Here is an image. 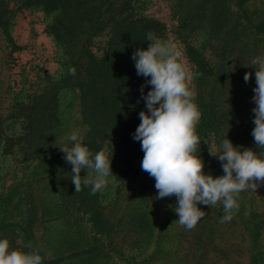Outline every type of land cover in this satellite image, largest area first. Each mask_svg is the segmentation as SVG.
Masks as SVG:
<instances>
[{
    "label": "trees",
    "instance_id": "1",
    "mask_svg": "<svg viewBox=\"0 0 264 264\" xmlns=\"http://www.w3.org/2000/svg\"><path fill=\"white\" fill-rule=\"evenodd\" d=\"M156 1L0 0V239L10 250L38 247L42 264H264V185L240 194L230 222L222 205H198L206 214L192 230L175 221V197L156 199L133 138L147 109L132 59L149 31L178 44L198 73L204 171L221 176L209 147L228 138L262 151L251 135L255 68L244 65L264 56V0H163L168 22L150 14ZM73 130L112 159L94 195L75 193L57 147Z\"/></svg>",
    "mask_w": 264,
    "mask_h": 264
},
{
    "label": "clouds",
    "instance_id": "2",
    "mask_svg": "<svg viewBox=\"0 0 264 264\" xmlns=\"http://www.w3.org/2000/svg\"><path fill=\"white\" fill-rule=\"evenodd\" d=\"M146 49L132 54L138 76L145 78L140 86L141 99L147 111H140V124L133 138L141 143L144 153L141 168L155 179L156 199L175 197V220L186 230H192L206 212L198 205H222L221 223L230 222L238 211V199L244 191H255L264 185V56L250 60L245 67L255 68V88L252 100L255 107L251 135L259 153L251 148L234 146L225 138L217 148L209 147V155L221 162L223 175L214 177L205 173V164L199 155L201 139L196 128L201 119L193 81L198 73L192 72L182 61L176 44L162 40L153 32L146 34ZM75 74V70H71ZM252 73L244 75L251 80ZM150 85L145 94L144 89ZM139 102V101H138ZM71 144L57 146L63 159L71 165V182L75 193L90 188V194L102 191L113 174L107 145L93 153L83 143L81 133L73 130L67 137ZM82 169L86 175L82 176ZM0 264H42L40 249L30 252L10 250V241L0 239Z\"/></svg>",
    "mask_w": 264,
    "mask_h": 264
},
{
    "label": "rangeland",
    "instance_id": "3",
    "mask_svg": "<svg viewBox=\"0 0 264 264\" xmlns=\"http://www.w3.org/2000/svg\"><path fill=\"white\" fill-rule=\"evenodd\" d=\"M157 2V4L155 5V7L150 11V14H153L154 16H156V17H159V18H161L162 20H164V21H166V22H168V12H167V9L165 8V6H163V4H164V2H163V0H157L156 1ZM19 37H18V39H19V41H22V42H25V40H26V32H25V27H24V25H21V26H19ZM18 34V33H17ZM176 46H177V50L179 51V53H180V48H179V46H178V44H176ZM0 71L2 72V75L0 74V78L1 79H3V81H4V83H6V79H5V77H4V70H2V68H1V65H0Z\"/></svg>",
    "mask_w": 264,
    "mask_h": 264
}]
</instances>
